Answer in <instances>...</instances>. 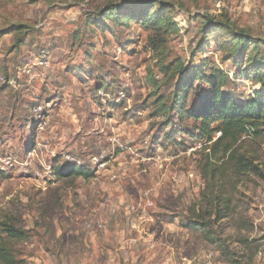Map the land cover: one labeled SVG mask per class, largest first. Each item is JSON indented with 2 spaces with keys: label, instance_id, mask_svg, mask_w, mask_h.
<instances>
[{
  "label": "rangeland",
  "instance_id": "1",
  "mask_svg": "<svg viewBox=\"0 0 264 264\" xmlns=\"http://www.w3.org/2000/svg\"><path fill=\"white\" fill-rule=\"evenodd\" d=\"M263 61L264 0H0V73L18 77L0 84V228L24 234L0 229L12 264H264V134L239 141L257 171L230 170L217 221L200 163L222 132L209 142L170 108L184 84L192 109L215 68L247 100ZM71 163L94 177L59 176Z\"/></svg>",
  "mask_w": 264,
  "mask_h": 264
},
{
  "label": "trees",
  "instance_id": "2",
  "mask_svg": "<svg viewBox=\"0 0 264 264\" xmlns=\"http://www.w3.org/2000/svg\"><path fill=\"white\" fill-rule=\"evenodd\" d=\"M163 22L164 19L159 14L151 15L148 19V23L154 28L160 27ZM244 39L241 36L234 42L237 44L238 40L242 41ZM254 61V66L252 65V67L256 68L259 64L256 60ZM249 64H252V62L249 61ZM243 73L244 71L241 75ZM200 74H203L201 70L198 71V75ZM229 75V72L222 68L212 70L211 75L205 78L207 88L197 92V103L189 111L185 110L187 105L186 94L189 91V87L184 84L180 85L176 88L177 98L170 107L178 110L182 117L188 115L195 122H198L200 124L201 137L207 138L209 142L214 140L215 133L218 131L222 132L221 136L213 142L211 153L207 154L205 161L203 162L202 160L200 163L202 176L207 180V184L202 191V199L207 201L203 212H206L210 218L215 216L217 221L229 216L228 211L233 209V197L228 193L226 186L233 179L229 174L230 170L237 177L245 171H257L256 167L253 166L254 160L247 153L240 152L238 148L239 141L245 134L254 137L264 134V90L254 91L247 100L237 99L230 91V88H228ZM5 77L9 78V76ZM245 77L247 80L260 83L264 88L263 72L256 77L250 75ZM58 174L64 177H83L88 180L94 177L95 172L86 166L71 163L60 167ZM223 204L224 209L221 208ZM194 227H202L205 237L212 242L216 241L208 231H205L207 227L205 222H201L199 225L195 223ZM0 229L9 238H22L24 235L21 231L8 224H4ZM0 261L7 264L17 262L9 244L1 240Z\"/></svg>",
  "mask_w": 264,
  "mask_h": 264
},
{
  "label": "built area",
  "instance_id": "3",
  "mask_svg": "<svg viewBox=\"0 0 264 264\" xmlns=\"http://www.w3.org/2000/svg\"><path fill=\"white\" fill-rule=\"evenodd\" d=\"M47 62H48V53L46 51H42L40 55L39 64L46 65ZM0 84L15 88L18 86V77L12 76V77L6 78L4 75L0 73ZM34 111H35L34 113H37V117H35V120L38 122L39 127H40V125L43 122H45V119H46L45 109L43 106H38L34 108ZM99 166H104V164L101 163Z\"/></svg>",
  "mask_w": 264,
  "mask_h": 264
},
{
  "label": "crops",
  "instance_id": "4",
  "mask_svg": "<svg viewBox=\"0 0 264 264\" xmlns=\"http://www.w3.org/2000/svg\"><path fill=\"white\" fill-rule=\"evenodd\" d=\"M47 92L48 91H51V90H46ZM46 96V95H45ZM48 98H50V99H52L53 100V94H52V91L50 92V94H47V97H45V101H51L50 99H48ZM52 103H53V101H51ZM46 113H49V112H46Z\"/></svg>",
  "mask_w": 264,
  "mask_h": 264
}]
</instances>
